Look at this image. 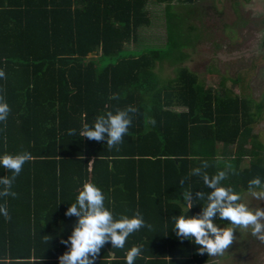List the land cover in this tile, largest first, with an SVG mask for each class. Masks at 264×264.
I'll return each instance as SVG.
<instances>
[{
  "label": "trees",
  "instance_id": "trees-1",
  "mask_svg": "<svg viewBox=\"0 0 264 264\" xmlns=\"http://www.w3.org/2000/svg\"><path fill=\"white\" fill-rule=\"evenodd\" d=\"M198 1L0 0V97L10 107L0 121V154L32 155L13 184L17 195L0 197L10 217L0 215V264H59L77 220L65 213L85 181L102 189L117 217L138 210L152 226L126 242L144 245L135 264H216L176 237L172 218L189 187L187 215L202 211L197 193L210 191L203 172L224 170V183L242 194L250 179L264 178V144L253 132L264 118V93L253 100L240 76L231 83L242 93L224 76L206 86L182 58L173 77L159 82L157 65L171 51L194 47L181 40L185 19L193 33L192 20L207 11ZM150 3L164 6L159 43L141 36L153 25ZM129 106L136 111L128 132L112 148L68 135ZM195 167L200 175L190 174ZM10 174L0 167V176ZM214 223L228 226L218 217ZM123 256L105 243L96 264H124Z\"/></svg>",
  "mask_w": 264,
  "mask_h": 264
},
{
  "label": "clouds",
  "instance_id": "clouds-1",
  "mask_svg": "<svg viewBox=\"0 0 264 264\" xmlns=\"http://www.w3.org/2000/svg\"><path fill=\"white\" fill-rule=\"evenodd\" d=\"M4 76L0 70V77ZM134 107L108 111L97 116L95 121L83 124L77 130H68V135L87 137L92 140H105L109 148L119 144L128 132L131 124L130 112H135ZM10 112L9 104L0 97V121H5ZM32 160L28 151L17 154H0V167L9 170L10 175L0 176V197H15L12 191L16 177L20 174L23 165ZM203 168L208 167L207 161H202ZM202 167H195L191 175H200ZM203 183L210 191L197 193L202 202V211L198 215H187L193 207L191 188H186L183 193L182 211L172 218V232L181 241L187 240L199 246L201 254L210 256L223 255L234 239V228L239 226L250 229L251 234L264 241V208L252 207L249 198L264 200V178L255 176L248 181L246 194H242L232 185L224 183L227 174L219 170L209 176L202 174ZM106 196L102 189L93 182L85 181L78 189L74 202L70 203L65 215L77 218L67 240H63L68 250L59 256V264H96L97 257L105 243L111 244V249L124 251L122 257L124 264H135L137 258L143 255L144 245L133 244L126 248L128 238L143 228L151 229L143 214L135 211L131 216L120 214L118 217L105 204ZM0 215L6 219L9 212L6 206L0 204ZM227 221L228 226L219 228L214 223V218ZM113 259H121L115 257Z\"/></svg>",
  "mask_w": 264,
  "mask_h": 264
},
{
  "label": "rangeland",
  "instance_id": "rangeland-1",
  "mask_svg": "<svg viewBox=\"0 0 264 264\" xmlns=\"http://www.w3.org/2000/svg\"><path fill=\"white\" fill-rule=\"evenodd\" d=\"M196 6L207 11L192 20L191 24L197 28L193 33L185 19L181 40L183 44L194 41V47L171 51L172 57L156 67L159 82L173 77L182 58L183 65L195 72L206 86H217L220 76H224L227 87L234 93H242V85L243 92L258 101L264 93V0H200ZM148 9L153 14V25L141 32V36L155 43L162 42L165 37L164 6L150 3ZM238 76L241 77L240 86H232L231 79ZM253 132L259 134L264 144V118L254 125ZM248 202L252 207L264 208V200L249 198ZM212 261L216 264H264V241L253 236L250 229L235 227L229 248L223 255L212 256Z\"/></svg>",
  "mask_w": 264,
  "mask_h": 264
},
{
  "label": "flooded vegetation",
  "instance_id": "flooded-vegetation-1",
  "mask_svg": "<svg viewBox=\"0 0 264 264\" xmlns=\"http://www.w3.org/2000/svg\"><path fill=\"white\" fill-rule=\"evenodd\" d=\"M263 44H264V41H263Z\"/></svg>",
  "mask_w": 264,
  "mask_h": 264
},
{
  "label": "water",
  "instance_id": "water-1",
  "mask_svg": "<svg viewBox=\"0 0 264 264\" xmlns=\"http://www.w3.org/2000/svg\"><path fill=\"white\" fill-rule=\"evenodd\" d=\"M92 55V54H91Z\"/></svg>",
  "mask_w": 264,
  "mask_h": 264
}]
</instances>
